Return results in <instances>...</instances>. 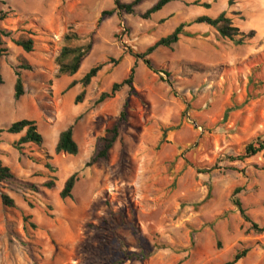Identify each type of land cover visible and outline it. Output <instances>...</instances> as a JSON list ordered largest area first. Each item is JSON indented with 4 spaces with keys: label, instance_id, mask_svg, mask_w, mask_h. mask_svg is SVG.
Here are the masks:
<instances>
[{
    "label": "rangeland",
    "instance_id": "1",
    "mask_svg": "<svg viewBox=\"0 0 264 264\" xmlns=\"http://www.w3.org/2000/svg\"><path fill=\"white\" fill-rule=\"evenodd\" d=\"M159 1L145 0L134 15L115 13L98 26L104 11L115 10L114 0H0V10L9 13L2 28L15 40L32 31L37 43L27 54L6 40L0 130L36 122L54 168L35 162L41 156L36 146L24 154L14 148L24 134L3 135L0 161L15 178L0 185V264H114L126 250L140 252L132 224L148 247L170 248L125 264H226L245 249L248 256L238 264H264V233L249 232L231 202L243 188L244 208L264 226V154L227 161L264 140V0H176L144 20ZM222 13L254 38L237 47L215 29L193 25L185 28L192 38L149 57L153 70L130 53H145L181 24ZM70 28L93 49L76 76L59 78L56 58ZM22 58L33 71H22L25 94L17 101ZM98 64L106 65L77 105L84 88L79 83L69 90L70 84ZM134 68L133 91L127 87L97 103ZM126 102L128 120L108 158L86 168ZM71 126L79 154L57 155L58 138ZM74 174L79 181L73 197L62 200ZM48 181L54 189L45 187ZM2 194L15 201L14 208L3 205Z\"/></svg>",
    "mask_w": 264,
    "mask_h": 264
},
{
    "label": "trees",
    "instance_id": "2",
    "mask_svg": "<svg viewBox=\"0 0 264 264\" xmlns=\"http://www.w3.org/2000/svg\"><path fill=\"white\" fill-rule=\"evenodd\" d=\"M145 0H135L130 4H124L120 0H114L115 10L104 11L101 15V18L98 22V26L106 17H111L115 13H121L126 15H134L136 8L139 7ZM176 0H160L155 6L148 10L142 18L144 20H150L155 14L164 10L168 5L175 2ZM233 2H231L232 4ZM197 5V4H195ZM206 7H209L206 5ZM9 13L0 10V87L4 85V79L2 76V60L8 55V48L6 44L7 39H11L13 43L21 48L25 53L31 54L35 52L36 41L34 40L35 34L32 31H25V35L21 38L15 40L13 34L3 29L1 23L8 19ZM193 25H207L215 29L219 36L222 39L230 40L237 47H241L246 44V42L254 38L255 33L251 32L246 34L242 32L238 27L234 26L233 21L228 17L227 13H222L217 18H211L208 16H203L197 18L190 24H181L171 35L162 38L153 46H151L145 53H138L133 50H130L131 55L137 60H142L148 69L153 70V64L150 60V56L155 53L159 48H168L171 49L177 45L181 38L186 36L192 38L193 35L186 32L185 28L191 27ZM65 46L62 48L59 56L56 58V64L59 68L58 77L62 78L64 76L72 78L76 76L82 68L84 60L89 56L93 49L92 41L85 42V39L80 36L73 28H70L69 32L64 37ZM21 65L16 72V84H15V99L19 101L25 94L24 88V78L22 71H33V67L28 64L27 60L22 58ZM106 64H98L93 67L80 81H73L69 90L75 88L79 83L83 86V92L77 97L76 104H80L84 97L86 96V89L91 85L92 81L98 76ZM136 69H132L129 77L121 83H115L108 93H103L98 100V104H102L108 100H111L116 97L123 89L129 88L130 91L134 90V79H135ZM128 102L125 103L122 112L117 120V123L109 130L106 131L105 135L100 137L96 144V150L94 155L91 157L90 162L86 165V168H90L99 161L106 160L109 156L110 151L113 149L114 145L118 141L121 135V126L128 120ZM74 129L75 126H71L67 130L63 131L57 141L55 148V153L57 155L66 154L69 156L76 157L79 154L80 147L74 138ZM4 134L10 135H21L24 134L18 141L14 143V148L20 153L24 154L27 146H36L40 150V158L36 159L35 162L38 164H44L45 168L54 171L53 166L49 162L52 158L48 152H45L43 149L45 138L39 132L37 123L30 120H21L13 123L9 128L0 130V143ZM260 154H264V140L258 138L254 143L248 144L242 155L238 157H229L227 161L244 162L247 159L254 158ZM207 173V172H200ZM79 175L74 174L71 176L65 183L60 197L62 200L71 199L73 197V192L76 187V184L79 181ZM15 178L10 167L6 166L2 161H0V185L2 183L11 181ZM45 187L49 190L55 188L54 181H48L45 183ZM243 188H237L232 195L231 202L232 205L237 209L239 215L243 221L249 224V232H254L256 234L264 233V226L255 223L250 215L247 213L246 209L243 206V203L240 199V194L243 192ZM2 203L6 207L14 208L15 201L8 195L2 194L1 196ZM227 215V214H226ZM226 215L224 217H226ZM32 219L31 216L25 218V222L29 223ZM33 229H36L34 224H30ZM129 228L132 230L136 241L137 247L140 250L139 253H134L126 250L124 256L121 259L115 261L114 264H125L128 261H147L151 256L159 250L169 249L170 247L162 244L155 243L153 247H148V243L145 240L142 231L134 224L129 225ZM220 247V246H219ZM178 252H181L178 250ZM249 250L245 249L239 251L233 258L232 261L226 264H238L243 259L248 256Z\"/></svg>",
    "mask_w": 264,
    "mask_h": 264
}]
</instances>
